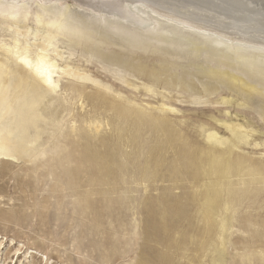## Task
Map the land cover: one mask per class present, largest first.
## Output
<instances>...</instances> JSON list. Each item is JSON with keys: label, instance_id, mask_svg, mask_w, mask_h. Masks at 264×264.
Returning <instances> with one entry per match:
<instances>
[{"label": "rangeland", "instance_id": "rangeland-1", "mask_svg": "<svg viewBox=\"0 0 264 264\" xmlns=\"http://www.w3.org/2000/svg\"><path fill=\"white\" fill-rule=\"evenodd\" d=\"M57 2L3 0L0 39L43 48ZM63 2L80 35L49 51L72 76L36 161L0 167V264H264V49Z\"/></svg>", "mask_w": 264, "mask_h": 264}, {"label": "bare ground", "instance_id": "bare-ground-1", "mask_svg": "<svg viewBox=\"0 0 264 264\" xmlns=\"http://www.w3.org/2000/svg\"><path fill=\"white\" fill-rule=\"evenodd\" d=\"M88 1L90 5L86 3L82 4V6L91 9L93 12L118 15L123 19H128L140 25L143 24L141 22V14L138 11H130L128 7L141 5L150 9L155 15L185 29L210 34L225 42L264 49V0H159V2L168 4L169 8L160 4L158 0L155 2L122 0L123 4L128 5L126 8L113 7V0ZM49 33L44 37L45 46L43 48H36V44H33L31 48L27 42L21 45L22 52L26 48L30 50L34 63L37 61L42 50L49 51ZM16 41L17 38H14L12 43L13 48L16 46ZM213 42L215 45L219 44L215 40ZM88 50H91L90 53L97 57L105 56L103 52L96 48H88ZM0 54V65H6L15 72L17 68L15 61L9 65L11 58L8 54L5 51H0ZM55 57L56 55H51L52 63L59 68V72L53 76L58 85L56 93L48 94L47 90L40 92L36 89L32 82L35 68L32 72H29L23 65H19L18 67L22 72H15L11 79L5 74L3 79L4 93L6 96L9 92L11 94L13 112L7 124L8 131L0 138V148H2V152H0V167L1 165L8 164L10 161L32 163L41 154L40 138L42 130L40 123L45 122L46 118L43 116L42 108L40 109L39 107L46 100H56L59 97V93H62L61 85L59 84L61 74L69 77L72 76V69L68 66L61 67ZM111 60L115 62V58ZM232 79L234 82H239L247 90L254 89L251 85H244L236 77H232ZM163 107L173 110L172 107L166 105ZM50 117L53 125L56 127L54 116ZM226 125L232 133L236 134L244 131L240 123L231 122ZM215 135L216 133L210 131L207 137L214 138Z\"/></svg>", "mask_w": 264, "mask_h": 264}, {"label": "snow or ice", "instance_id": "snow-or-ice-1", "mask_svg": "<svg viewBox=\"0 0 264 264\" xmlns=\"http://www.w3.org/2000/svg\"><path fill=\"white\" fill-rule=\"evenodd\" d=\"M112 6L119 8L128 7V5L122 3V0H113ZM15 7L18 6L5 4L3 3V0H0V18L9 22L18 21L19 15L17 13L4 11V9H13ZM40 7L45 9V12L43 17L37 16V23L42 24L46 21L47 27L52 30L49 33L48 49L58 47V42L60 41H70L80 35V32L74 26L72 12L63 0H58L54 6L41 3ZM132 7H140V5H132ZM49 9H51V11H49ZM5 26L7 27V24ZM9 31L11 32L12 29L9 28ZM11 39L10 36L7 41L0 39V51H5L11 58L9 60V65L15 61L17 64L15 72H22L18 67L19 65H23L25 69L29 70V72H32L35 68V75L34 78H32V82L36 89L40 92H45L47 90L48 94L56 93L58 91V85L53 79V76L59 72V68H57L51 61L52 53L50 51L42 50L37 61L34 63L29 49L26 48L23 52L21 51L19 38H17L15 48H13L11 43L8 42L11 41ZM15 72L6 65H0V138H2L5 135V132L8 131L7 124L10 121L13 112L11 94L9 92L7 96L5 95L3 79L5 74L11 79ZM0 152H2V148H0Z\"/></svg>", "mask_w": 264, "mask_h": 264}]
</instances>
